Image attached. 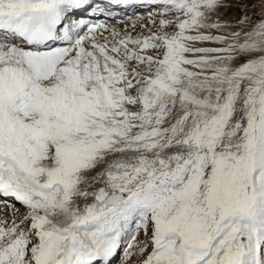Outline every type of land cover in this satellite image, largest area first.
<instances>
[{"label":"snow or ice","instance_id":"obj_1","mask_svg":"<svg viewBox=\"0 0 264 264\" xmlns=\"http://www.w3.org/2000/svg\"><path fill=\"white\" fill-rule=\"evenodd\" d=\"M0 264H264V0H0Z\"/></svg>","mask_w":264,"mask_h":264},{"label":"bare ground","instance_id":"obj_2","mask_svg":"<svg viewBox=\"0 0 264 264\" xmlns=\"http://www.w3.org/2000/svg\"><path fill=\"white\" fill-rule=\"evenodd\" d=\"M18 206V205H17Z\"/></svg>","mask_w":264,"mask_h":264}]
</instances>
